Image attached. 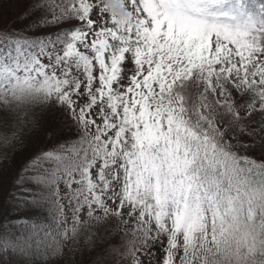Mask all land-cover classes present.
<instances>
[{"label": "snow or ice", "instance_id": "6c2138e0", "mask_svg": "<svg viewBox=\"0 0 264 264\" xmlns=\"http://www.w3.org/2000/svg\"><path fill=\"white\" fill-rule=\"evenodd\" d=\"M0 264H264V0H0Z\"/></svg>", "mask_w": 264, "mask_h": 264}]
</instances>
